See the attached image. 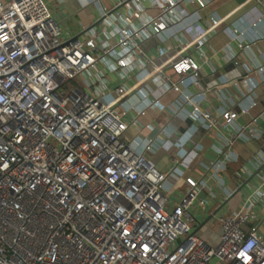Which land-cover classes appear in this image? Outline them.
I'll return each instance as SVG.
<instances>
[{"label":"built area","instance_id":"built-area-1","mask_svg":"<svg viewBox=\"0 0 264 264\" xmlns=\"http://www.w3.org/2000/svg\"><path fill=\"white\" fill-rule=\"evenodd\" d=\"M94 1L105 19L100 28L64 37L47 0H0V264H264V229L252 224L253 202L220 215L221 240L213 246L193 213L210 201L200 195L206 183L187 177V189L171 204L170 172L150 159L155 138H145L139 150L126 136L149 105H125V98L146 79L161 76L166 90L180 93L186 79L168 77L171 67L200 84L201 64L188 51L204 45L220 19L185 43L148 54L142 29L163 30L162 17L119 25L123 17L141 18V0H113L112 7ZM184 1L207 3L157 0L169 15ZM123 3L129 15L120 11ZM100 60L113 63L122 81L110 87L99 76L97 93L75 85L61 94ZM192 112L214 123L198 101ZM236 115L225 110V123ZM259 134L253 117L228 148L234 136ZM230 155L225 149L223 161Z\"/></svg>","mask_w":264,"mask_h":264},{"label":"crops","instance_id":"crops-1","mask_svg":"<svg viewBox=\"0 0 264 264\" xmlns=\"http://www.w3.org/2000/svg\"><path fill=\"white\" fill-rule=\"evenodd\" d=\"M103 1L110 7L115 4L113 0ZM47 2L54 23L61 28L64 37L93 25L98 24L100 28L105 20L101 5L94 0ZM138 6L142 8L141 18H134L129 23L123 17L118 24L136 26L141 19L158 17L167 22L166 28L159 32L150 27L142 29L143 46L148 54H155L159 49L168 51L187 42L209 27L214 18L220 22L211 30L204 45L188 51L201 64L200 84L193 82L190 73L178 74L168 67L164 73L172 80L186 79L182 92L166 90L163 78L156 76L146 79L125 98V105L135 100L141 105H149L138 123L127 129V138L139 150L145 138H155L156 147L150 159L159 171L170 172L165 184L171 204L177 202L187 189V177L206 183L200 195H208L210 201L202 208L196 204L193 209L199 221L206 219L227 195L252 177L217 214H228L253 202L255 219L252 224L264 229V193L259 194V190L264 191V0H207L204 6L195 1H184L173 15L165 14L157 0H141ZM130 10L126 5L120 9L124 15H129ZM116 30L112 25L110 32ZM240 41L248 45L241 46ZM79 76L82 84L76 86L93 93L103 88L99 76H103L104 85L110 87L122 81L116 66L103 60L90 72ZM139 76L136 70L133 82L138 81ZM185 94H190L192 100H186ZM110 97L105 94V98ZM196 101L203 111L212 115L213 124L192 112ZM253 102L255 104L251 105ZM246 107L249 109L244 111ZM228 109L237 112L229 125L223 118V112ZM253 117H256L260 134L257 137L234 136V142L228 148L227 141ZM225 149L231 152L227 161H223ZM217 162L221 163L218 169Z\"/></svg>","mask_w":264,"mask_h":264},{"label":"rangeland","instance_id":"rangeland-1","mask_svg":"<svg viewBox=\"0 0 264 264\" xmlns=\"http://www.w3.org/2000/svg\"><path fill=\"white\" fill-rule=\"evenodd\" d=\"M81 81L82 80L80 79V76H75L71 78L70 83H66L65 85H63L61 89V94L64 96L68 95L71 87L78 84L81 85L82 84ZM70 105L71 102H69V106ZM128 133L130 134L129 131ZM222 225H223V221L221 219V216L220 214L216 213L208 221L202 224L200 228L201 234L205 239H207L210 242V244L216 246L221 240Z\"/></svg>","mask_w":264,"mask_h":264},{"label":"water","instance_id":"water-1","mask_svg":"<svg viewBox=\"0 0 264 264\" xmlns=\"http://www.w3.org/2000/svg\"><path fill=\"white\" fill-rule=\"evenodd\" d=\"M125 3H123L122 5H124ZM252 178V177H250ZM249 178V179H250ZM248 179V180H249ZM248 180H246L244 183H242L237 189L236 191H234L229 197H227L222 203L221 205L215 210L213 211L206 219H204L203 221H201V223L199 224V226L197 227L198 229L201 228L202 224H204L206 221H208L213 215H215L228 201L229 199L239 190H241L243 188V186L248 182Z\"/></svg>","mask_w":264,"mask_h":264}]
</instances>
